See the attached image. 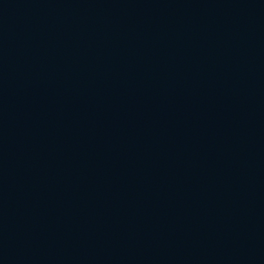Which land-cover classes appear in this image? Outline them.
<instances>
[{"label":"water","instance_id":"water-1","mask_svg":"<svg viewBox=\"0 0 264 264\" xmlns=\"http://www.w3.org/2000/svg\"><path fill=\"white\" fill-rule=\"evenodd\" d=\"M0 264H264V0H0Z\"/></svg>","mask_w":264,"mask_h":264}]
</instances>
